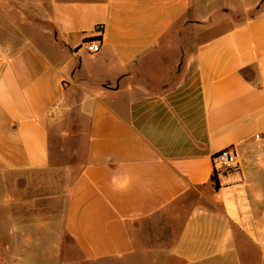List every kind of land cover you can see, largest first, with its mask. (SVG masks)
Masks as SVG:
<instances>
[{"label": "crops", "instance_id": "0c3cea01", "mask_svg": "<svg viewBox=\"0 0 264 264\" xmlns=\"http://www.w3.org/2000/svg\"><path fill=\"white\" fill-rule=\"evenodd\" d=\"M230 2L0 0V189L26 250L46 231L56 264H264V5L189 35Z\"/></svg>", "mask_w": 264, "mask_h": 264}, {"label": "rangeland", "instance_id": "374dc122", "mask_svg": "<svg viewBox=\"0 0 264 264\" xmlns=\"http://www.w3.org/2000/svg\"><path fill=\"white\" fill-rule=\"evenodd\" d=\"M263 5L264 0H231L230 4H225L223 9L216 10L209 17H205L204 21H199L206 27L200 26L198 32L192 28L189 35L193 38L198 35L199 41L209 39L244 21ZM7 6L9 15L14 17V7L9 3ZM54 143L56 158H64L67 162L74 163L84 155L85 141L83 139L70 138L65 141L55 139ZM64 148L67 149L65 152L71 151V154L58 153ZM12 197L13 195H10L8 191L4 192V189H0V264H56L57 252L53 251L52 242H49V237H52L51 233L44 231L43 234H38L42 237L43 244L36 250H26L18 242L20 236L13 224L15 203ZM12 228L16 230L17 236L13 234Z\"/></svg>", "mask_w": 264, "mask_h": 264}, {"label": "built area", "instance_id": "2783aa9c", "mask_svg": "<svg viewBox=\"0 0 264 264\" xmlns=\"http://www.w3.org/2000/svg\"><path fill=\"white\" fill-rule=\"evenodd\" d=\"M98 32L102 31V26H98ZM86 49L90 53H98L102 49V43L98 39H90L86 42ZM214 179L217 182L222 174L231 173L240 169L239 154L235 147L228 146L213 154Z\"/></svg>", "mask_w": 264, "mask_h": 264}]
</instances>
